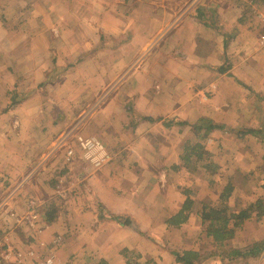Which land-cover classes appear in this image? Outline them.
<instances>
[{"label": "crops", "instance_id": "obj_1", "mask_svg": "<svg viewBox=\"0 0 264 264\" xmlns=\"http://www.w3.org/2000/svg\"><path fill=\"white\" fill-rule=\"evenodd\" d=\"M173 2L0 0V242L29 246L32 232L15 223L35 197L45 226L35 241L64 235L56 264L70 257L76 264H130L132 253L182 264L173 251L200 249L197 236L205 235L197 207L218 195L183 166V151L203 142L206 126H195L205 119L217 146L229 133H264V21L257 15L264 0H189L180 8ZM54 51L65 71L47 83ZM44 83L48 93L21 92L22 84ZM16 85L20 102L12 103ZM76 129L101 134L112 160L94 170L78 148L71 198L65 209L53 205L49 222L40 201L48 188L42 170L55 172L58 160L45 164L47 154ZM247 136L257 138L241 137ZM260 141L254 149L264 147ZM230 172L234 182L244 169ZM183 184L201 185L192 192L194 208L185 223L168 224L182 208ZM234 184L231 207L241 189ZM119 216L133 224H121ZM254 221L231 243L264 239L258 225L264 218ZM246 261L264 264V253Z\"/></svg>", "mask_w": 264, "mask_h": 264}, {"label": "rangeland", "instance_id": "obj_2", "mask_svg": "<svg viewBox=\"0 0 264 264\" xmlns=\"http://www.w3.org/2000/svg\"><path fill=\"white\" fill-rule=\"evenodd\" d=\"M173 1H174L173 2L174 8H180L182 5H184V2L189 1V0H176V1L173 0ZM79 57H81V56H79ZM50 63L52 65V67H51L50 71H48L47 81H46L47 83L49 81H52L53 79H58L59 75L65 71V70L61 71V68H62L61 65H64V64H62V63H64V58L61 57L59 55V53H57V51L50 53ZM45 84L46 83L40 84L37 87H32L30 85H25V87H24L22 84L21 85V88H22L21 92L25 93L24 95H26L28 93L37 92V90H40L42 88L44 91H46L48 93V90L45 87ZM19 91L20 90L18 88V85H16V89L14 90V92L17 93ZM81 128H83V127H81ZM78 130L79 129H76L77 132L74 131V133L73 132L68 133L67 138L64 139V141H61L58 144H56L55 148L47 154L45 164H47V163L51 164L52 162L58 160V162L56 164L55 172L51 171L48 167H45L42 170V172L46 171V173H44V175L42 174V177L44 176L43 184H45V186L48 188L43 190L42 194L40 195L41 196L40 198L42 200L40 199V201H43L44 203L46 202L45 207H46V209H48V211L50 209H53V205L55 207H59V208L61 207V208L65 209V207H64V206H66L65 203L69 202V200L71 198V197H69L71 194L70 187L74 186L75 181H77L76 177H78L77 176L78 173L74 172V168H75L77 161L75 162V159H74L70 163L67 164L65 155L63 154L64 153L63 151H64L65 147L67 146V143L73 139L74 134L79 133V132H81L82 134H86V133H84L83 129L82 130L80 129L79 131ZM87 134L94 135L96 137H98V136L100 137V135H101L98 132L95 133L94 131L92 132V134H90L89 132H87ZM202 135H203V132H202L201 136ZM228 136H229L228 137L229 139H227L225 141L226 144L225 145L220 144V146H217V143H216L217 140L214 142L213 141L211 142V140L208 138V136H206V139H204L205 137H202L203 142H200L202 144V147L200 148V152H199L201 154V156L199 157V159L196 157H193L192 163L190 164V168L187 167L189 169V170L188 169L187 170L189 172L191 170H193L194 174H196V176L202 177V179L204 178L206 180V181H204V183H206V185H208L212 189V191L216 192L218 195L224 186V183L226 181V176H231L232 179H234L235 176L230 171L235 172V173H240V172H242V169H244L243 175L239 174L240 178H237L234 181V183L236 182L237 184H240L241 189L240 190L238 189V197H234L235 199L232 200L233 201L232 207L234 209L235 208H243V207H246L252 200H254V199L256 200L257 196L264 197V147L261 148V146H260L259 148H256V149L253 148L254 144L261 143L260 140H262V139L264 140V138L258 137V136H256L258 139L255 137H252V136H247V137H241L240 136V137H238L236 134H233V133L232 134L229 133ZM253 136H255V135H253ZM210 137H214V136H210ZM207 163H214L216 166H218L217 172L212 174L211 170H213V169H207L205 166ZM245 168L251 169V170H247V169L245 170ZM236 175H238V174H236ZM186 176L187 175L183 176L184 179L186 178ZM59 180H62L61 186L67 192L66 197L59 195L57 192V190H58L57 185L59 184ZM200 186L201 185L197 184V186L189 187V189H191L192 192L195 190L198 193L200 191L198 189ZM1 187H3V185ZM187 188H188V186L186 184L180 185L179 191L182 193L183 189H187ZM192 194H194V193H192ZM192 194H191V197H192ZM182 195H183V193H182ZM184 197H185V195H184ZM31 198H35V197H30L28 199L27 207H28L29 200ZM35 199H37V198H35ZM197 208H199V204H198ZM39 210H40V208H39ZM48 211H46V213ZM22 214H20V215H22ZM45 218L47 219V217H45ZM253 218H255V217H253ZM252 219L249 220V221H251V223L255 220V219L254 220H252ZM15 225H16V223H15ZM252 225L255 226L256 224L252 223ZM258 225L259 226L261 225L260 226L261 231L264 233V223L259 222ZM201 229H203V227ZM31 232L32 233L29 234V240H28L29 246H32V245L37 246L38 242L41 240L35 241L36 236H34V234H37L38 232L37 233L33 232V231H31ZM55 234L56 235L51 240L49 239L50 241H45L47 243V248L43 252H40V254L46 255V254H52L53 253L55 255V259L58 260L59 255H57V251L63 245L64 235H62L60 233H55ZM58 236L61 237V244L57 248L53 249L52 248L53 247L52 241L55 237H58ZM197 237L200 239L201 245L203 247L207 248V246H208L207 238L201 236V234H199ZM237 243L240 244V242H237ZM237 243H235L233 245L237 246L238 245ZM0 245L2 248H4V246H3L4 241H1ZM13 246L17 248V246H15V244H13ZM130 256H132V255H130ZM133 259L136 261L135 257ZM71 260H73L72 257H70L66 261H64L65 263H63V264L73 263L74 260L72 262H71ZM216 261H217V263H214V264H219L220 258L219 259L216 258ZM2 263L10 264L11 262H6L2 258H0V264H2ZM31 263H32V260H29L28 264H31ZM211 263H212V261H211ZM246 263H249V262H245V261L242 262L239 259L238 260L234 259V260L228 261L224 264H246ZM73 264H76V263H73Z\"/></svg>", "mask_w": 264, "mask_h": 264}, {"label": "trees", "instance_id": "obj_3", "mask_svg": "<svg viewBox=\"0 0 264 264\" xmlns=\"http://www.w3.org/2000/svg\"><path fill=\"white\" fill-rule=\"evenodd\" d=\"M104 39H101L100 49L103 48ZM60 68V67H59ZM64 69L61 68V71ZM18 95L13 96L12 103H17L19 101V92ZM203 122L196 124V129L200 131L204 126H206V132L203 133L202 137L208 136V132L212 127V123L209 124V120H202ZM255 132L252 129H245L240 136H245L246 134H255L256 136L263 137L264 133L261 130ZM202 144L197 143H188L183 151L182 162L184 167L190 168L193 157L199 159L201 156L200 148ZM207 169L211 170V173L214 174L217 172L218 166L214 163H207ZM176 170L180 168L178 165H174ZM235 190V184L231 176H226V181L218 198L213 201L205 202L202 201L199 203L198 213L202 220L203 234L208 240V246H201L200 249H188L183 251H173V254L176 257V261L182 264H214L216 258H220L219 264H224L231 260H238L242 258L245 261L248 258L256 259L264 253V239L249 243L243 247L234 246L231 243V240L234 238L236 232L243 227L247 220L255 217L257 221H260L264 218V197H259L257 200L250 202L246 207L243 208H232L229 204V199L233 195ZM183 195H185V200L182 204L181 210L173 215L169 220L168 224L180 225L185 223L189 216L192 208H194L195 200L191 197V189H183ZM51 210V211H50ZM46 213L47 220L51 222L55 217L56 213L54 209H50ZM116 220L124 225H131L133 221L130 217H116ZM136 230L139 231L137 227ZM141 232V231H140ZM130 252L124 250V254L127 256ZM130 257V264H157V261L153 258L145 259L142 258L140 254L132 253ZM136 255V256H135ZM135 256L136 261L133 259ZM7 264V263H2ZM97 264H108L105 260H100ZM249 264V263H246Z\"/></svg>", "mask_w": 264, "mask_h": 264}, {"label": "built area", "instance_id": "obj_4", "mask_svg": "<svg viewBox=\"0 0 264 264\" xmlns=\"http://www.w3.org/2000/svg\"><path fill=\"white\" fill-rule=\"evenodd\" d=\"M258 17L264 21V12L258 11ZM260 43L264 45V28L260 35ZM68 140V139H67ZM81 151V157L87 165L94 170H100L112 160L111 152L106 148L105 144L94 135H83L76 133L73 135L72 142L67 143V150L65 154L66 162H71L72 158L77 153V149ZM62 180H59L57 185V192L59 195L66 197L67 192L61 186ZM41 204L35 199L31 198L28 203L27 209L22 215L16 218V224L21 227H26L30 231L40 233L44 226L42 215L39 210ZM53 249L57 248L61 244V237H55L52 241ZM4 248L0 245V258L10 264H28L29 260H32L31 264H56L55 255L52 254H40L47 248L45 241H39L37 246H28L26 248L14 247L9 238L4 239Z\"/></svg>", "mask_w": 264, "mask_h": 264}]
</instances>
